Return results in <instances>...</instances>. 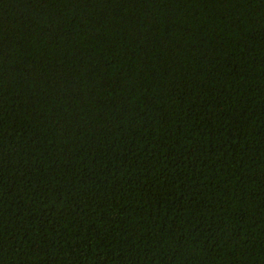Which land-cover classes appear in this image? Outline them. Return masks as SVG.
I'll return each instance as SVG.
<instances>
[{
    "label": "trees",
    "instance_id": "trees-1",
    "mask_svg": "<svg viewBox=\"0 0 264 264\" xmlns=\"http://www.w3.org/2000/svg\"><path fill=\"white\" fill-rule=\"evenodd\" d=\"M0 264H264V0H0Z\"/></svg>",
    "mask_w": 264,
    "mask_h": 264
}]
</instances>
